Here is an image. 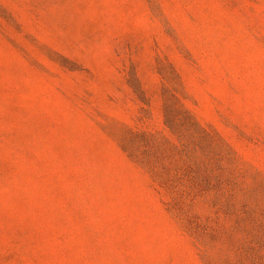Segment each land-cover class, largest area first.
<instances>
[{
	"label": "rangeland",
	"instance_id": "rangeland-1",
	"mask_svg": "<svg viewBox=\"0 0 264 264\" xmlns=\"http://www.w3.org/2000/svg\"><path fill=\"white\" fill-rule=\"evenodd\" d=\"M163 90L233 207L175 172ZM0 264H264V0H0Z\"/></svg>",
	"mask_w": 264,
	"mask_h": 264
},
{
	"label": "trees",
	"instance_id": "trees-1",
	"mask_svg": "<svg viewBox=\"0 0 264 264\" xmlns=\"http://www.w3.org/2000/svg\"><path fill=\"white\" fill-rule=\"evenodd\" d=\"M170 74L173 77L176 75L173 71ZM162 95L165 127L171 134H179L181 130L185 133V141L180 150L183 163L175 169V172L179 178L185 179L192 196L210 192L216 198H223L228 207H233L240 188L232 172L223 170L220 152L223 151L227 161H231L230 152L223 148L226 147L225 143L218 134L205 129L196 121L192 113L175 96V90L173 92L163 90ZM139 137L151 145H161L160 141L164 142L162 138L155 139L147 134ZM196 153L202 158L201 160H196ZM169 171L174 170L166 166L160 167L161 174Z\"/></svg>",
	"mask_w": 264,
	"mask_h": 264
}]
</instances>
